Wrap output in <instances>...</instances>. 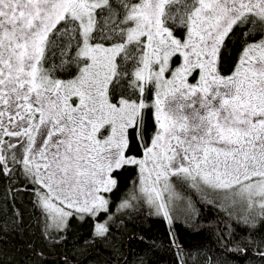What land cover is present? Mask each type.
Masks as SVG:
<instances>
[{"label": "snow or ice", "instance_id": "6c2138e0", "mask_svg": "<svg viewBox=\"0 0 264 264\" xmlns=\"http://www.w3.org/2000/svg\"><path fill=\"white\" fill-rule=\"evenodd\" d=\"M0 180L13 228L27 193L55 243L74 218L107 244L145 207L173 224L199 215L189 190L212 196L220 250L264 261V0H0Z\"/></svg>", "mask_w": 264, "mask_h": 264}, {"label": "trees", "instance_id": "16d2710c", "mask_svg": "<svg viewBox=\"0 0 264 264\" xmlns=\"http://www.w3.org/2000/svg\"><path fill=\"white\" fill-rule=\"evenodd\" d=\"M239 50L240 44L233 37L222 54L226 72L233 67ZM135 178L133 169L120 172L121 191ZM6 186L7 181L0 180V206L4 209L0 210V222L9 225L6 230H0V264H176L175 250L169 243L170 232L186 252H207L221 264H264L251 250L243 254L220 250L216 234L224 226L221 221H227L216 207L209 205L212 196L204 199L198 193L188 191L199 213L196 218L187 215L183 205H177L174 223L169 224L165 218L150 214V209L145 207L126 218L118 231L114 230V239L110 243L97 241L86 245L84 242L91 240L92 232V221L88 219H71L60 243L54 242L58 237L45 239L37 219L39 214L32 209L27 193L21 194L16 201L15 207L23 213V220L20 227L13 228L11 205L5 199ZM119 195V191L113 193V200ZM232 227L237 226L233 224ZM253 235L258 241L264 238V226L258 227ZM37 252L43 255L37 256Z\"/></svg>", "mask_w": 264, "mask_h": 264}]
</instances>
